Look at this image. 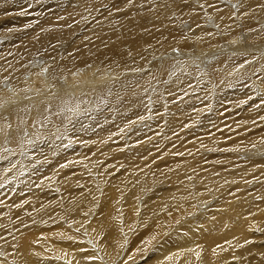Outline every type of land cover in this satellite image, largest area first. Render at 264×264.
Instances as JSON below:
<instances>
[{
	"label": "bare ground",
	"instance_id": "6f19581e",
	"mask_svg": "<svg viewBox=\"0 0 264 264\" xmlns=\"http://www.w3.org/2000/svg\"><path fill=\"white\" fill-rule=\"evenodd\" d=\"M105 3L71 0L59 8L65 14L48 17L39 32L75 28L85 12ZM114 3V23L97 27L87 52L65 61L45 60L28 72L25 61L8 62L0 54V78L9 77L8 87H0V102H6L0 114L32 90L17 114L13 109L0 120V129L9 133L0 131V155L7 157L0 160V264H113L120 253L118 264H128L134 248L150 251L153 261L146 262L152 264H264V159L237 156L247 132L259 142L257 154H264V105L255 107L260 101H248L243 93L248 87L254 93V83L236 81L239 69L233 79L226 78L235 66L223 58L205 72L194 69L166 83L162 66L157 69L149 57L165 51L164 60L181 57L182 51L171 48L194 40L219 46L216 35L221 41L236 34L259 41L264 0ZM146 33L153 36L147 39ZM33 49L28 44L26 53ZM99 59L114 73L111 80L103 71L92 81L100 88L94 93L81 91L80 85L70 92L69 82L86 77ZM82 65L87 67L78 71ZM247 69L251 77L259 76L264 57L258 69ZM258 81L257 97L264 94L263 77ZM53 87L62 94L54 95ZM6 96L15 98L7 102ZM106 103L120 113L109 111L107 118L99 111V123L93 121L97 111L91 122L77 114L82 106ZM209 108L217 119L215 132L200 140L195 136L204 120L198 118ZM204 145L206 151L199 152ZM123 234L131 236L127 243ZM163 235L177 248L158 242ZM89 255L100 259L86 260Z\"/></svg>",
	"mask_w": 264,
	"mask_h": 264
},
{
	"label": "rangeland",
	"instance_id": "374dc122",
	"mask_svg": "<svg viewBox=\"0 0 264 264\" xmlns=\"http://www.w3.org/2000/svg\"><path fill=\"white\" fill-rule=\"evenodd\" d=\"M71 0H0V54L2 55L3 58H9L7 59L8 62H12V58H18L21 59L24 63H28V66L26 68V72L29 70H34L38 69L41 67V65L47 60L46 62H49L48 60H56V59H61L63 61L69 60L73 58L76 54L82 53V50L86 49V52L89 51L90 46H91V41L94 38L95 31L97 30V27H104L109 24H113L114 20L113 17L117 15V11L114 8L116 5H114L116 0H107L108 3L101 4L98 6L97 11H88L84 13V20L78 24L75 28H70V29H60V28H51L49 31L46 32H39L41 29V26L44 24L43 22L51 16H63L65 12L61 6H64L68 3H70ZM99 3V2H98ZM114 5V7H113ZM62 10V11H61ZM113 16V17H112ZM188 18H183V21H186ZM210 18L208 19V21ZM207 21V22H208ZM211 21H209L210 23ZM105 23H107L105 25ZM211 25H206V27H210ZM263 26L260 32L264 30V24L260 25ZM211 30V29H210ZM29 33V34H28ZM236 36H225L224 40L221 41L218 35L215 37L217 38L216 44L219 46L213 45V44H206L202 43L201 41L194 40L190 45L188 46H180V47H172L171 51L179 50L182 51L180 53H184V55L179 56H171L169 59L164 60L165 58V52H159L154 55L149 56L151 59V64L156 65L157 69H159V66H162V73L161 75H164V81L166 83L170 82V80L174 81V77H178L179 75L187 76L191 75L192 71L194 69H199L201 72H205V69L208 70L211 64L216 63L220 60V58H223L226 62L233 64L235 68L230 69L227 72L226 78L228 79H233L235 76H232V72L236 69H239V74H240V79H237L236 81L245 83V84H253L255 87V92L253 93V90H249L248 88L244 90V94L247 96L244 99L248 101H260L261 99H264V94L260 93L259 97H257V93H259V84H258V77H263L264 79V70L258 72L259 76L257 74H254L251 77V73L247 69L248 66H252L253 68H259L262 59L264 57V33H262V38L259 41H256V39H251L249 40L248 36H245L244 38L242 37L241 39H238ZM146 38L148 39L153 36V34H145ZM214 37V38H215ZM28 44H32L34 49L30 53H26V46ZM15 47H20L19 50H13ZM10 48V49H9ZM126 49L129 50V48L126 47ZM170 49V48H169ZM167 49V51L169 50ZM242 54H246L245 56H241ZM163 55V59L155 60L159 56ZM251 56V58L249 57ZM129 54H126L125 58H127ZM226 57V59L224 58ZM42 59V61H41ZM4 60V59H3ZM127 61V60H126ZM245 61H248V63H245ZM94 68L91 72H89L86 77L84 75H79L80 81L78 83H73L69 82L70 85L67 86L69 91H73L75 87L79 86V89L83 92L87 93H94L96 90L100 89L99 85L94 84L93 79L97 78H102L101 73L105 71L107 73L106 76H109V80H111V77L114 73H112L111 68H109L107 65V62L104 61V59H99L96 62H94ZM132 63V62H129ZM125 64V63H123ZM128 64V63H127ZM252 64V65H250ZM240 65H243L241 68ZM176 66L178 68V72L173 71L176 69ZM87 66L82 65L77 68V70H81L86 68ZM101 67H106V68H101ZM171 71V77L167 76L168 73ZM30 74L27 73L25 75V78L29 80ZM43 77V75H42ZM77 78V76H76ZM173 78V79H170ZM195 79V78H194ZM3 81V82H2ZM96 82L100 83L99 81L96 80ZM81 83V84H80ZM189 83L195 84L193 80H191ZM9 85V77H3L0 78V87L7 88ZM111 85V84H110ZM110 85L106 86L104 89H108ZM214 85L212 84L213 88ZM60 87H57V89ZM56 88L53 87L52 91H54L56 94L54 95H60L62 93H58L55 91ZM200 91H202V88H199ZM65 92V90H63ZM246 91V93H245ZM252 91V93L250 92ZM63 92V93H64ZM32 90H27V98L24 99L23 102H18V103H13L11 104V107L8 108L9 112L5 114L6 119L9 118V113L11 111H15L17 114L16 110L20 105L26 104L30 100ZM164 93V92H163ZM249 93V94H248ZM256 94V95H255ZM88 95H84L83 97H87ZM252 100H251V97ZM7 97V96H6ZM7 102H12L14 96L9 98L7 97ZM150 99V98H149ZM50 100H46L44 103L47 105ZM240 101H242L240 99ZM1 103V102H0ZM4 105H6V102H2ZM131 103V102H130ZM128 103V104H130ZM36 104V103H35ZM227 107L231 106L228 105L229 102L225 103ZM239 102H236L235 105L238 106ZM149 105V106H148ZM110 105L102 104L98 106H82L79 108L77 114L78 115H83L84 116V121L91 122L92 117L91 115L93 113L96 118V120L93 121H100L102 119L101 117V112L106 114L107 118H110L109 115L111 114L110 112H113L116 114H119L120 110L117 111V108H109ZM147 109L150 111L154 110V106L152 105L151 100H149L146 103ZM206 106H214L213 103H209V105ZM40 107V104H39ZM48 107V106H47ZM98 107V108H97ZM96 109V110H95ZM129 113H132L133 111L131 110L130 107ZM135 109H137V106H135ZM209 109H206L203 114L201 115L198 119L200 120L201 118L204 120L203 121V127L199 128L198 133L195 137H198L200 140L201 139H206L209 137L212 133L215 132V130L212 131L213 129V122L214 120H217L214 115H212V111ZM7 110V111H8ZM103 110V111H102ZM38 111V109H37ZM101 111V112H99ZM110 111V112H109ZM4 113V112H2ZM153 113V112H152ZM48 114V112H46ZM49 115V114H48ZM206 115V116H205ZM26 117V116H25ZM264 118V113L262 115ZM99 119V120H98ZM196 119V120H198ZM98 120V121H97ZM145 121V119H144ZM95 122V123H96ZM128 122V121H127ZM10 123V122H9ZM99 123V122H98ZM197 123V122H196ZM10 126V124H9ZM134 129V128H133ZM125 130V129H124ZM146 129H141V134L144 133ZM212 131V132H211ZM251 136L250 132L246 133V145L242 144L237 148V152L242 154H246V157L243 159L246 160H251V159H264V154L260 153L257 154L259 151V148L256 146L255 148L252 147L251 143L258 145L259 142H256V139L248 137ZM135 138H139V136H135ZM205 141V140H203ZM206 145H204L199 152H205L206 151ZM140 198H142L140 196ZM143 199V198H142ZM143 200H140V203H142ZM206 202L208 203L206 205V208H208L211 203L210 199H206ZM195 219V217H193ZM180 226V225H179ZM178 226V227H179ZM102 235H106L103 234ZM136 242H139V238L137 235L133 234L132 235ZM131 237V236H130ZM128 234H123L124 242L127 243L128 240L130 239ZM165 241L166 244L169 247H172V249L177 248V245L173 241L172 238H167L166 235H163L161 238H158L157 241ZM108 243H112L113 241H107ZM151 245V244H150ZM155 246V245H152ZM140 250V251H139ZM146 252V254H145ZM143 248H134V251L131 254V258L133 259L132 262H129L131 264H149L154 257V255ZM137 253V254H136ZM145 254L147 256L144 257ZM151 253V255H150ZM123 253H120L113 262V264H118L121 261ZM136 255V256H135ZM141 255L143 257H141ZM147 260H146V259ZM145 259V260H144ZM183 259L188 260L189 256L184 257ZM146 261H150L149 263ZM128 263V264H130ZM152 264V263H150Z\"/></svg>",
	"mask_w": 264,
	"mask_h": 264
},
{
	"label": "snow or ice",
	"instance_id": "6c2138e0",
	"mask_svg": "<svg viewBox=\"0 0 264 264\" xmlns=\"http://www.w3.org/2000/svg\"><path fill=\"white\" fill-rule=\"evenodd\" d=\"M261 7H264V5H261ZM245 63H248V61H245ZM240 67L242 68L243 65H240ZM261 105H264V99H261L260 100V104L259 105H255V107H260ZM3 107H5V105L3 103H0V108H3ZM2 119H5V116L3 114H0V120H2ZM139 119L140 120H144L145 117L141 116V117H139ZM262 119H264V118H262ZM131 123L134 124V123H136V121H132ZM125 127H127V125ZM185 127H187V125H185ZM0 131H3L6 136L9 135V133L5 129H0ZM121 131L123 132L124 129H121ZM252 147L255 148L256 145L253 144ZM178 155H182V153H178ZM0 160H7V157L3 156V155H0ZM61 167H67V165H62ZM77 231H79V229H77ZM89 243H91V241H89ZM81 251H84V250L81 249ZM196 255L199 256V253H197ZM85 259L86 260L95 261L97 259H100V257L95 256V255H89V256H86ZM129 259H131V257H129Z\"/></svg>",
	"mask_w": 264,
	"mask_h": 264
}]
</instances>
